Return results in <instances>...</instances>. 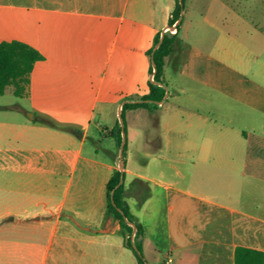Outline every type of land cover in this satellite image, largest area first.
Segmentation results:
<instances>
[{"label":"crops","instance_id":"obj_1","mask_svg":"<svg viewBox=\"0 0 264 264\" xmlns=\"http://www.w3.org/2000/svg\"><path fill=\"white\" fill-rule=\"evenodd\" d=\"M155 4L0 0L10 34L0 41L21 40L43 56L18 92L17 84L6 86L19 100L0 104V264H138L128 239L142 241L147 264H236L238 246L264 252V216L256 213L264 212V126L244 134L219 124L216 110L197 107L183 118L191 105L180 97L159 115L161 143L144 140L124 157V199L142 225L141 240L107 214V184L120 161L114 106L140 101L125 99L132 26L161 34L175 1L161 22ZM183 73L195 77L193 68ZM198 123L201 137L190 133ZM229 132L243 146L227 145ZM135 178L145 184L134 186Z\"/></svg>","mask_w":264,"mask_h":264},{"label":"rangeland","instance_id":"obj_2","mask_svg":"<svg viewBox=\"0 0 264 264\" xmlns=\"http://www.w3.org/2000/svg\"><path fill=\"white\" fill-rule=\"evenodd\" d=\"M169 2L170 0H158V4L154 5L157 21L165 19V9ZM182 17L178 32L179 40L175 42L171 53L165 57L161 76L165 90L168 89L169 98L168 100L164 98L163 105H152L150 102L152 104L149 107L125 109L124 129L127 147L125 153L123 151V159L129 151L142 145L144 140L154 145L161 143L160 135L154 130L161 127L159 115L173 97L185 99L187 106L191 105L180 113L183 118H191L193 111L191 109L197 107L202 112L216 110L211 113L216 114V121L219 124L242 129L244 134L251 130L261 131L264 126V89L257 86L258 83L264 85V0H184ZM132 31L135 38L132 89L129 93L125 92V99L141 100L143 95L149 93L148 80H152L151 50L157 44L156 34L150 35L145 27L134 24ZM165 33H176V27L166 28ZM9 36L8 24L0 12V39ZM223 61L234 69H227ZM182 67L193 68L195 77L184 73L183 77L180 74ZM236 82L241 83V89L215 88L216 84L228 86L236 85ZM179 86L188 89L180 91ZM18 100L11 87L5 88L4 93L0 95V104ZM121 100L117 99L114 106L116 124L120 126L118 110ZM146 127L153 131L147 138L141 134L142 128ZM203 132V123H198L190 129V133L196 137H201ZM119 133L117 129L115 141L117 160H120L121 152ZM233 137L229 132L227 145H240ZM117 164L120 170V161ZM135 185L137 184L134 183ZM243 195L247 196L246 191H243ZM256 213L264 216V212Z\"/></svg>","mask_w":264,"mask_h":264},{"label":"trees","instance_id":"obj_3","mask_svg":"<svg viewBox=\"0 0 264 264\" xmlns=\"http://www.w3.org/2000/svg\"><path fill=\"white\" fill-rule=\"evenodd\" d=\"M184 0H175V6L168 19V25L172 26L176 24L180 18L181 11L183 10ZM182 19L176 24V33H165L163 40L159 47L152 51V61L155 62L157 71L155 72V81L163 83L161 78L165 57L168 56L175 44L179 40L178 32L180 31V25ZM160 38V32L156 35V42ZM42 54L33 46L18 39L2 40L0 41V95L3 94L7 85L17 84L16 92H18V82H26L27 78L33 68L34 63L41 59ZM153 70V67L150 68ZM166 94V90L163 86L156 83H149V93L143 95L140 101L129 102L122 106L121 115L124 122V114L126 108L148 107V101H161ZM121 124V123H120ZM119 130L118 142L121 143V131L122 127L117 124ZM124 129V126H123ZM125 131V129H124ZM126 143L124 145V153L126 151ZM125 162V158H124ZM125 168V166H124ZM125 177V170L120 171L115 169L108 181V203L107 214L113 215L120 220L123 232H132L133 226L130 223L136 225V238L142 234V225L138 222L135 216L131 213L129 206L124 199L126 189L121 179ZM132 183L138 186L144 185L145 182L140 178H135ZM130 223H129V222ZM127 245L135 252L138 264H147L144 254L142 252V241H135V245L128 239ZM236 264H264V252L260 250L251 249L244 246H238L235 256Z\"/></svg>","mask_w":264,"mask_h":264},{"label":"water","instance_id":"obj_4","mask_svg":"<svg viewBox=\"0 0 264 264\" xmlns=\"http://www.w3.org/2000/svg\"><path fill=\"white\" fill-rule=\"evenodd\" d=\"M182 16H183V10L181 11V15H180V18L177 20L176 24L179 23V21L182 19ZM176 24L170 26L168 25L166 28H172V27H175ZM165 28V29H166ZM164 34H165V30L161 32L160 34V38L156 44V46L154 47V50L157 49L159 47V45L161 44L162 40H163V37H164ZM152 67H153V72H152V82L153 83H158L157 81H155L153 79V75L155 74V72L157 71V68H156V64L154 61H152ZM162 78V77H161ZM159 85L163 86V83L159 82ZM121 110H122V106H120V109H119V120H120V123H121V127H122V141H121V152H120V161H121V164H120V170L123 171L124 169V159H123V151H124V145L126 143V134H125V131L123 129V118H122V115H121ZM123 181V179L120 180V183ZM129 222V221H128ZM130 223V222H129ZM134 229H136V225L134 223H130ZM142 238V234H140L138 236V240H141ZM133 245H135V241H132Z\"/></svg>","mask_w":264,"mask_h":264},{"label":"built area","instance_id":"obj_5","mask_svg":"<svg viewBox=\"0 0 264 264\" xmlns=\"http://www.w3.org/2000/svg\"><path fill=\"white\" fill-rule=\"evenodd\" d=\"M134 236V233L132 234V237ZM127 238H129L130 237V234H127V236H126Z\"/></svg>","mask_w":264,"mask_h":264}]
</instances>
